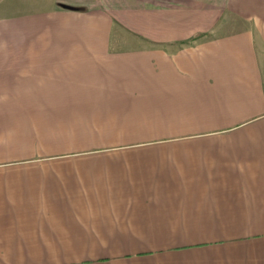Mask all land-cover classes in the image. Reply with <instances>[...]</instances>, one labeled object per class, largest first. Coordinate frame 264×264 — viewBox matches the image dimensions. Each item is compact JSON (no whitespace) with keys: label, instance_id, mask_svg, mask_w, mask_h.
<instances>
[{"label":"crops","instance_id":"obj_1","mask_svg":"<svg viewBox=\"0 0 264 264\" xmlns=\"http://www.w3.org/2000/svg\"><path fill=\"white\" fill-rule=\"evenodd\" d=\"M203 7L0 0V264H264V0Z\"/></svg>","mask_w":264,"mask_h":264},{"label":"rangeland","instance_id":"obj_2","mask_svg":"<svg viewBox=\"0 0 264 264\" xmlns=\"http://www.w3.org/2000/svg\"><path fill=\"white\" fill-rule=\"evenodd\" d=\"M224 1L225 3L228 1V0H199V5H202L204 6L203 8L204 9H207V8H210L211 6H216V7H220L222 5H224ZM124 24L127 25V26H124V28H130V16H125V19H124ZM124 36H132L131 35V31L130 30H126L125 29V32H124Z\"/></svg>","mask_w":264,"mask_h":264}]
</instances>
